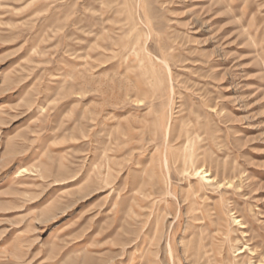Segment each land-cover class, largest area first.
I'll return each mask as SVG.
<instances>
[{
  "label": "rangeland",
  "instance_id": "rangeland-1",
  "mask_svg": "<svg viewBox=\"0 0 264 264\" xmlns=\"http://www.w3.org/2000/svg\"><path fill=\"white\" fill-rule=\"evenodd\" d=\"M257 262L264 0H0V264Z\"/></svg>",
  "mask_w": 264,
  "mask_h": 264
},
{
  "label": "bare ground",
  "instance_id": "bare-ground-1",
  "mask_svg": "<svg viewBox=\"0 0 264 264\" xmlns=\"http://www.w3.org/2000/svg\"><path fill=\"white\" fill-rule=\"evenodd\" d=\"M187 136L186 135H183L182 136V139H183V141H185L187 138H186ZM193 164V163H192ZM195 165V164H194ZM185 168V167H184ZM191 172H193V175H196V176H198V178H199V181L200 182H202V183H206V184H208V183H211V182H213V178L211 177V173H209L207 170H205V169H203V167H192V170H191ZM215 179V178H214ZM195 195V194H194ZM193 199V198H192ZM192 199H190V200H192ZM194 204V203H193ZM198 213H200V212H198ZM209 217V216H208ZM201 247V246H200ZM202 248V247H201ZM201 250V249H200ZM236 251H237V249H236ZM200 252V251H199ZM201 253H202V251H201ZM200 253V254H201ZM240 253H242V251L240 250V251H238V254H240ZM204 254V253H203ZM206 257V256H205ZM249 264H260L259 262H257V263H249Z\"/></svg>",
  "mask_w": 264,
  "mask_h": 264
}]
</instances>
